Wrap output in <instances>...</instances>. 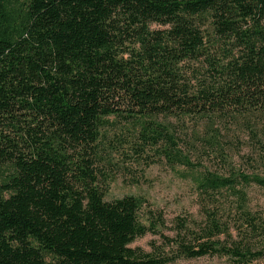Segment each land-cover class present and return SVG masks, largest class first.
I'll return each mask as SVG.
<instances>
[{
  "label": "trees",
  "instance_id": "obj_1",
  "mask_svg": "<svg viewBox=\"0 0 264 264\" xmlns=\"http://www.w3.org/2000/svg\"><path fill=\"white\" fill-rule=\"evenodd\" d=\"M111 118L130 136L107 143ZM169 118L243 122L262 142L264 0H0V264H261L246 188L264 175L196 178L200 217L178 216L174 237L146 198H106L119 145L193 166ZM147 234L172 254L131 246Z\"/></svg>",
  "mask_w": 264,
  "mask_h": 264
},
{
  "label": "rangeland",
  "instance_id": "obj_2",
  "mask_svg": "<svg viewBox=\"0 0 264 264\" xmlns=\"http://www.w3.org/2000/svg\"><path fill=\"white\" fill-rule=\"evenodd\" d=\"M114 123L108 127L110 133L107 143L115 141L116 134L130 136L126 122L111 118ZM164 121V120H163ZM169 130L175 136L179 148L187 156L193 166L172 163L160 150L164 144L155 148H147L138 155L128 144L119 145L112 151L111 163L103 166V171L109 175L106 186V198L115 199L125 195L142 196L152 207L162 210L167 225L165 230L170 237L176 235L173 229L178 216L191 214L200 217L196 178L205 172L218 173L224 176L238 173L264 175V131H260L258 141L252 137L250 128L243 122L218 120L212 125L205 121L186 119L177 121L169 118ZM264 125V122L259 126ZM110 128V130H109ZM258 130H261L258 128ZM110 145V144H109ZM248 204L254 211L264 208V190L257 185L246 188ZM226 206L236 208L237 199L234 196L224 197ZM228 207H223V209ZM239 215L232 219L238 220ZM132 247H140L153 254H172L174 245L162 239L160 235L147 234L136 239ZM170 264H231L221 257H203L197 259H178ZM264 264V259L261 261Z\"/></svg>",
  "mask_w": 264,
  "mask_h": 264
}]
</instances>
